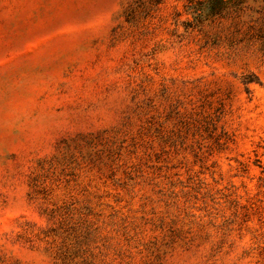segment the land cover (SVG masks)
Returning <instances> with one entry per match:
<instances>
[{
    "label": "rangeland",
    "instance_id": "374dc122",
    "mask_svg": "<svg viewBox=\"0 0 264 264\" xmlns=\"http://www.w3.org/2000/svg\"><path fill=\"white\" fill-rule=\"evenodd\" d=\"M0 264H264V0H0Z\"/></svg>",
    "mask_w": 264,
    "mask_h": 264
},
{
    "label": "trees",
    "instance_id": "16d2710c",
    "mask_svg": "<svg viewBox=\"0 0 264 264\" xmlns=\"http://www.w3.org/2000/svg\"><path fill=\"white\" fill-rule=\"evenodd\" d=\"M229 0H207V11L211 16L218 15Z\"/></svg>",
    "mask_w": 264,
    "mask_h": 264
}]
</instances>
